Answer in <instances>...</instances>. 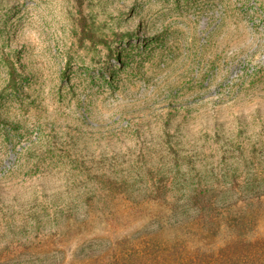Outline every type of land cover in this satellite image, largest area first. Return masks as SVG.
Listing matches in <instances>:
<instances>
[{
  "label": "rangeland",
  "instance_id": "obj_1",
  "mask_svg": "<svg viewBox=\"0 0 264 264\" xmlns=\"http://www.w3.org/2000/svg\"><path fill=\"white\" fill-rule=\"evenodd\" d=\"M202 193L264 205V0H0V251L98 255Z\"/></svg>",
  "mask_w": 264,
  "mask_h": 264
},
{
  "label": "trees",
  "instance_id": "obj_2",
  "mask_svg": "<svg viewBox=\"0 0 264 264\" xmlns=\"http://www.w3.org/2000/svg\"><path fill=\"white\" fill-rule=\"evenodd\" d=\"M202 195L196 199L205 205L193 220L172 224L164 219L147 232L144 223L140 235L132 233L124 242L116 240L98 255L91 253L94 244L87 241L73 255L69 250V261L70 239L52 235L29 246L12 243L0 251V264H264V205L251 212L238 203L206 202V194ZM259 200L263 202L264 194Z\"/></svg>",
  "mask_w": 264,
  "mask_h": 264
}]
</instances>
